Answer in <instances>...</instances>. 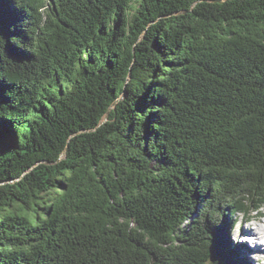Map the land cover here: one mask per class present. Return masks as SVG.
I'll use <instances>...</instances> for the list:
<instances>
[{"label": "trees", "instance_id": "16d2710c", "mask_svg": "<svg viewBox=\"0 0 264 264\" xmlns=\"http://www.w3.org/2000/svg\"><path fill=\"white\" fill-rule=\"evenodd\" d=\"M263 208L264 0H0V264H251Z\"/></svg>", "mask_w": 264, "mask_h": 264}, {"label": "rangeland", "instance_id": "374dc122", "mask_svg": "<svg viewBox=\"0 0 264 264\" xmlns=\"http://www.w3.org/2000/svg\"><path fill=\"white\" fill-rule=\"evenodd\" d=\"M259 215L256 220L239 219L235 226V231H231V229L229 231L234 243L240 242L243 245L244 250L248 253L246 256L251 264H264L263 246L257 248L259 242L264 244V235L256 236L252 232L253 230H256V232L261 231L264 228V208L259 212Z\"/></svg>", "mask_w": 264, "mask_h": 264}, {"label": "bare ground", "instance_id": "6f19581e", "mask_svg": "<svg viewBox=\"0 0 264 264\" xmlns=\"http://www.w3.org/2000/svg\"><path fill=\"white\" fill-rule=\"evenodd\" d=\"M264 229V228H263ZM263 229H261V231H257L256 232V230H253L252 232L254 233L253 235H256V236H259V235H261V236H263L264 235V230ZM264 237V236H263ZM255 239V238H254ZM259 246H263L262 248H263V250H264V244L263 243H261V242H259V245L257 246V248L259 247Z\"/></svg>", "mask_w": 264, "mask_h": 264}, {"label": "water", "instance_id": "95a60500", "mask_svg": "<svg viewBox=\"0 0 264 264\" xmlns=\"http://www.w3.org/2000/svg\"><path fill=\"white\" fill-rule=\"evenodd\" d=\"M220 2H223V1H220Z\"/></svg>", "mask_w": 264, "mask_h": 264}]
</instances>
